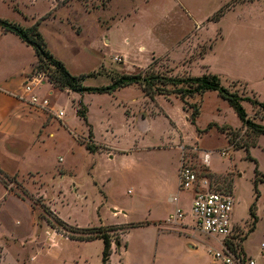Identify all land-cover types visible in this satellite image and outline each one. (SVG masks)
<instances>
[{"label": "rangeland", "instance_id": "obj_1", "mask_svg": "<svg viewBox=\"0 0 264 264\" xmlns=\"http://www.w3.org/2000/svg\"><path fill=\"white\" fill-rule=\"evenodd\" d=\"M64 1L1 4L6 12L20 3L32 17L42 15L33 25L44 23L50 51L73 75L86 76L85 86H109L113 74L187 78L213 73L232 92L264 102V0ZM222 9L224 15L215 21ZM82 29L79 35L76 30ZM140 46L147 50L140 52ZM116 91L85 94L95 140L103 149L89 153L83 148L74 172L45 184L42 195L51 204L35 195L32 185L26 190L16 178L5 179L8 189L24 201L0 213V264H102L103 242L65 238L82 232L61 227L51 207L73 228L142 224L126 238L121 227L111 233L124 246L114 251L110 264H211L209 252L221 244L195 229L190 207L194 191L180 195L190 229L163 234L158 228L165 211L176 208L168 199L171 189H179L182 157L169 143L181 137L189 144L197 142L187 145L183 155L197 173L196 191L206 181L209 191L235 195L234 220L243 237L248 236L240 243L245 258L264 264V182L258 183V200L255 187L261 179L256 168L264 174V135L243 127L217 92L187 100L189 120L195 108L200 110L193 125L177 94L153 100L137 86ZM63 100L61 111L71 118L70 99ZM244 106L254 122L264 125L262 108L248 102ZM243 147L250 148L255 161ZM206 153L214 171L204 162ZM255 202L259 222L251 232L249 210Z\"/></svg>", "mask_w": 264, "mask_h": 264}, {"label": "crops", "instance_id": "obj_2", "mask_svg": "<svg viewBox=\"0 0 264 264\" xmlns=\"http://www.w3.org/2000/svg\"><path fill=\"white\" fill-rule=\"evenodd\" d=\"M2 1L3 0H0L1 19L16 22L24 27H31L41 18L40 16H42L37 15L32 17V15L28 13V10L24 9L20 3H17V6H12V11L9 10L11 12H6L7 10H5L1 4L3 3ZM31 20H33V22ZM43 26L44 23L42 22L40 25L41 32L46 38ZM76 32L79 35H82L84 31L82 29L81 32H78L77 30ZM127 42L129 41L127 40ZM47 43L50 48L48 40ZM108 43L109 41H106V44ZM141 48H143L144 51L147 50L145 46H140L139 51L142 50ZM205 58L202 60L203 62H205ZM37 62L38 57L32 46L27 45L16 34L0 29V171L9 178H16L21 183H24L27 186L26 190L32 185L34 187L32 188L34 194L38 195L45 202L49 201L51 204L52 202L48 198L46 199L45 195H42L45 184L57 182L68 173L74 172L79 162L77 153H80L83 148L89 153H97L103 149L101 145L96 143L94 126L91 123V111L84 101L85 94L98 93L79 94L68 90H58L54 88L46 77H44L41 83H35L34 92L41 97L49 98L51 101V107L55 110H62L64 106V98L66 100L70 99L71 118L68 117L66 112H64V115L60 119L49 113L35 112L29 107L24 97L27 96L25 94V85L33 75ZM131 86H137L142 89L138 85ZM121 89H118L117 91ZM81 102L87 108L88 120L92 126V142L99 146V149L95 152L89 151L86 145L83 144L84 140H90V130L85 121L78 115V109ZM184 113L186 120L190 121L189 112L185 110ZM142 117L143 119L145 118L144 116ZM169 144L180 150V157L182 158L186 146L194 145L186 143L182 137L179 140L174 139V142H170ZM198 146H200V143ZM121 153L127 154L128 151H123ZM210 156L211 154L209 153V158L205 161L204 155V162L211 168L209 165ZM61 158L64 159L63 162H60ZM179 166H181L180 161ZM179 191L180 190L177 187L170 190V198L168 199V202L170 204L175 203L176 208L167 209L165 211L166 217L159 221L161 223H159L158 228L163 234H181L190 229V223L189 225L187 223L188 215L186 214L175 223L169 222L170 216L173 215L177 209H181L180 195H182L181 193L183 191ZM60 193L63 192L60 191ZM175 197L177 200H174ZM19 199L24 201V199L18 197L16 193L11 192L0 178V213L11 212L14 203ZM181 210L184 213L183 209ZM51 211L58 216V214L55 213L57 211L55 208L53 211L51 207ZM120 212V209H118L115 211V215L120 214ZM113 226L123 227L120 225ZM135 228L123 231L122 234L124 238H126V235L131 229ZM54 232L56 231L54 230ZM59 235L62 234L59 233ZM97 240L102 241L101 239H95L82 242H93ZM115 244H117L116 247H114ZM123 246V244H119L118 239L115 240L112 245V255L115 250H120ZM209 254L213 259L211 264H216L213 254L211 252H209ZM110 263L111 258L109 264Z\"/></svg>", "mask_w": 264, "mask_h": 264}, {"label": "trees", "instance_id": "obj_3", "mask_svg": "<svg viewBox=\"0 0 264 264\" xmlns=\"http://www.w3.org/2000/svg\"><path fill=\"white\" fill-rule=\"evenodd\" d=\"M65 0L64 2H66ZM106 1V0H104ZM225 10H221L216 16L215 21H219L220 18L224 15ZM40 22H37L31 27H24L16 22L1 19L0 18V29L6 32H12L19 36V38L25 42L27 45L32 46L38 57L37 65L33 71V76L38 74H44L48 76L47 80L58 90H68L71 92L84 94V93H113L118 89L138 85L140 86L147 96L151 99H155L157 95L167 96L169 94H177L176 97L180 98L185 103V110H187V100L194 98L196 96H203L207 92H217L221 98L226 100L229 105L234 109L237 117L241 121L243 127L247 130H251L254 133L262 136L264 135V125L257 124L249 117V114L244 106L245 102L252 104L253 106H258L264 110V102L258 99H252L248 97H243L237 92H232L229 88L225 87L222 83V79L217 74L205 73L200 76H189L187 78H176V77H167L160 74H113L112 75V84L106 87H87L84 84L86 76H75L67 69L65 64L56 58L53 53L50 51L47 40L40 30ZM48 73V75H47ZM168 86L175 87L174 91L169 92L166 88ZM78 115L81 119L85 121L89 130H90V140H84L83 144L86 145L87 149L91 152H95L99 149V146L95 145L92 142L93 131L92 126L89 123L87 116V108L81 102ZM200 115V110L195 108L193 114L190 117V121L193 125H196L198 116ZM247 149L249 153V158L252 161H255L250 156V148L243 147ZM257 176H261V179L256 180V191H257V200L260 198L258 193V183L264 182V174L256 168ZM0 178L5 183V179H9L2 171H0ZM6 184V183H5ZM24 195L31 198L34 202L35 198L33 195H30L28 191L25 190ZM250 215L254 219V223L250 229L251 232H254L257 229L259 218L257 215V203L255 202L250 207ZM52 212V211H50ZM56 222L63 228H71L74 231L82 232L78 236H66L69 240L75 241H90L95 239H101L104 244L102 252V264H109L111 255H112V245L113 242L117 239H114L111 233L116 229L115 226L111 227H93L90 229H80L73 228V226L68 225L65 221L55 215ZM142 226V224H132L130 226H123L121 229L123 231L130 228H135ZM248 238L247 235L241 238L240 243L244 242ZM237 243V247L242 250L241 244ZM233 251L236 252V246H233ZM243 251V250H242Z\"/></svg>", "mask_w": 264, "mask_h": 264}, {"label": "built area", "instance_id": "obj_4", "mask_svg": "<svg viewBox=\"0 0 264 264\" xmlns=\"http://www.w3.org/2000/svg\"><path fill=\"white\" fill-rule=\"evenodd\" d=\"M44 74L31 76L25 85V101L35 112H44L62 118L64 112L51 107V101L47 97H41L34 92L35 83H41ZM209 158V153L205 154V161ZM179 190L195 192L191 202V214L194 220L195 229L208 236L216 237L220 240V250H210L215 261L222 264H255L254 260L246 259L243 251L237 247L243 234L240 233L239 225L234 220V207L236 205L235 195L229 192L209 191L208 186L201 184L202 190L196 191L199 183L198 176L188 160L183 156L181 168L179 170ZM204 187V188H203ZM174 200H177L175 197ZM184 213L177 209L170 216L169 222L175 223L183 218ZM236 246V252L233 251ZM216 263V264H217Z\"/></svg>", "mask_w": 264, "mask_h": 264}]
</instances>
